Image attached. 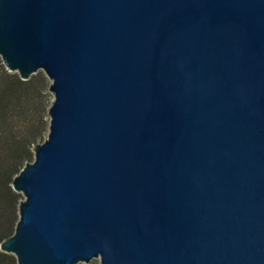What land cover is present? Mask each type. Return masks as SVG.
<instances>
[{"label":"water","instance_id":"water-1","mask_svg":"<svg viewBox=\"0 0 264 264\" xmlns=\"http://www.w3.org/2000/svg\"><path fill=\"white\" fill-rule=\"evenodd\" d=\"M0 58L53 95L17 264H264V0H0Z\"/></svg>","mask_w":264,"mask_h":264},{"label":"trees","instance_id":"trees-1","mask_svg":"<svg viewBox=\"0 0 264 264\" xmlns=\"http://www.w3.org/2000/svg\"><path fill=\"white\" fill-rule=\"evenodd\" d=\"M50 84L42 71L22 80L0 58V245L14 234L23 200L12 182L34 160V147L49 132ZM0 264H17V260L0 248Z\"/></svg>","mask_w":264,"mask_h":264},{"label":"rangeland","instance_id":"rangeland-1","mask_svg":"<svg viewBox=\"0 0 264 264\" xmlns=\"http://www.w3.org/2000/svg\"><path fill=\"white\" fill-rule=\"evenodd\" d=\"M48 136V135H47ZM47 136H46V138H47ZM93 261H96L97 262V264H99V260H93Z\"/></svg>","mask_w":264,"mask_h":264}]
</instances>
